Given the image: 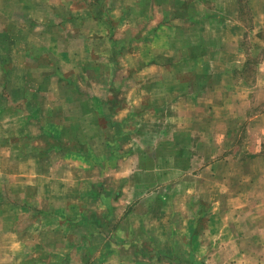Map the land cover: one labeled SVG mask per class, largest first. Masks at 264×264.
<instances>
[{"label": "rangeland", "instance_id": "374dc122", "mask_svg": "<svg viewBox=\"0 0 264 264\" xmlns=\"http://www.w3.org/2000/svg\"><path fill=\"white\" fill-rule=\"evenodd\" d=\"M145 1L20 0L41 13L27 17L18 16V0H0V264H119L113 244L124 238L115 236V220L129 216L130 203L145 187L133 170L134 151H147L144 146L156 131L154 124L142 123L141 109L126 107L121 95L137 86L136 44L150 42L155 23L164 20L158 9L149 10L152 14L146 11L154 17L143 20ZM74 7L90 12L92 19L88 14L77 19L68 16ZM239 7L243 21L252 26L248 0H239ZM56 9L61 17L52 15ZM104 12L109 16L104 18ZM94 20L102 30L89 40L87 32L91 25L95 30ZM74 25L86 30L71 32ZM190 27L193 40L183 36L182 25L181 36H171L172 49L155 55L159 53L166 65L171 58L172 75L205 76L202 70L210 75L215 66L191 70L177 65L192 55L199 61L208 52L200 49L202 38L193 32L196 27ZM25 41L28 48L17 45ZM252 45L250 38L241 44L250 53L242 72L249 80L264 57V50ZM212 54L209 51L214 59L220 56ZM90 58L114 59L115 64L92 65ZM225 72L230 74L229 68ZM206 84L197 83L194 90ZM170 89L179 92L178 87ZM154 103L158 104L146 101L151 117ZM263 110L264 105L255 109ZM202 120L206 121L203 116ZM249 138L241 130L227 153L248 156ZM113 152L121 157L111 156ZM243 167L232 171L230 180L214 183L219 192H210L209 181L202 185L204 197L220 201L221 209L215 213L225 223L198 225L194 233L206 241L168 240V236L190 231L181 219L213 216L209 202L201 198L192 202L193 211H180L174 208L177 202H186L187 195H179V201L173 194L165 195L163 220L174 224L163 228L168 236L162 235L159 244L154 245L150 236L141 243L145 253L141 264H264V167L249 161ZM145 201L141 203L147 205ZM131 212L135 214L129 217L136 221L145 208L136 206ZM216 233L222 242L208 240H214Z\"/></svg>", "mask_w": 264, "mask_h": 264}, {"label": "crops", "instance_id": "0c3cea01", "mask_svg": "<svg viewBox=\"0 0 264 264\" xmlns=\"http://www.w3.org/2000/svg\"><path fill=\"white\" fill-rule=\"evenodd\" d=\"M40 2L45 4L43 1ZM145 3L146 6L141 13L143 20L154 17L145 14L146 11L150 13L149 10L154 12L156 9L162 12L164 20L155 23L156 27L152 32L154 36H151L150 42L136 44L137 86L121 95L126 97V107L130 110L141 109L143 112L140 113L144 118L142 123L154 124L156 131L151 135L153 138L144 146L149 148L147 151L138 148L134 151L133 158L136 165L133 170L138 172L142 179L140 184L145 187H141L138 191L140 193L136 198L138 204L130 203L132 209H128L127 213L129 216L135 214L131 211L136 206L145 208V213L136 221L129 216L115 220L118 222L115 225V236L124 238L121 244H113L119 264H141L145 254L141 249V243L149 236L154 245L164 240L161 239L162 235L167 238L168 233H162L163 228H170L173 221L163 220L165 216L162 212L167 202L164 204L162 199L165 195L173 194L177 201L179 195H187L188 200L177 202L179 205L174 208L180 211L183 209L193 211L192 202L201 198L204 203L209 202L206 204L214 210L213 216H207L205 220L181 219V224L189 227L190 231L170 233L168 236V240L178 237L188 241L197 237L196 240L202 242L205 240L203 235L196 236L194 233L198 225L205 224L207 228L215 223L220 227L225 225L215 213L221 209L220 201L212 202L208 197H204L202 185L209 181L212 184L210 192H219L214 183L230 180V177L234 176L232 171L242 170L247 161L260 162L264 167V110L255 111L256 108L264 105V57L256 63L254 79L249 80L242 72L249 65L250 53L241 48L242 41L250 38L253 49L264 50V0H248L252 26H248L243 21L239 0H146ZM18 9L20 10L18 16H41V13L32 10L33 6L24 7L20 0H18ZM68 12V16L74 19L80 18L81 14H88L92 19L90 12H82L75 7ZM52 15L61 17V11L56 9ZM109 15L107 12L103 13L104 18L111 17V11ZM94 24L95 30L91 25V31L87 32L89 40L95 35H100L102 30V27L97 26V21L94 20ZM187 24L196 27L193 32L202 38L200 49H208V52L206 56L200 57L199 61H196V56L192 55L185 57L177 65L186 68L190 66V69L198 65L210 66L211 70L215 66V71L210 75L205 73L206 70H202L205 76L172 75L174 69L170 68L173 65L170 62L171 58L166 65L164 59H160L159 53L155 55L157 51L172 49L171 36H181L179 27L182 25L185 26L183 36L193 40L192 27L189 29ZM69 28L67 27V31ZM34 30L35 28L31 27L30 34H34ZM85 30L86 28L81 30L79 25H74L70 31L82 34ZM140 31L143 32V29ZM214 34L216 35L213 37ZM17 45L28 48L26 41ZM209 51L220 56L214 59L209 55ZM86 59L88 58L84 59V63ZM89 61L90 64L99 66L115 64L114 59L90 58ZM219 67L222 69L219 70ZM227 68L230 74L225 72ZM201 82L207 84L194 90V85ZM177 87L179 92L175 89L171 92L170 88ZM150 99L154 102L156 100L157 103L160 100L159 105L154 103L153 118L151 112L146 111L151 109V106L146 104ZM145 114L150 116L145 118ZM187 114L191 116L184 117ZM202 116L206 119L205 122ZM241 130L246 131L250 141L249 155L239 158L227 152L236 144ZM113 145L116 146L115 142ZM111 156L121 157L116 152ZM136 186L138 189V184ZM154 198L157 202L154 200L153 204H148L150 199ZM143 199L144 201L147 199L145 201L147 205L141 203ZM216 234L214 240L209 238L208 240L222 242L219 233ZM223 240L226 241V238ZM227 240L234 241L236 237Z\"/></svg>", "mask_w": 264, "mask_h": 264}]
</instances>
